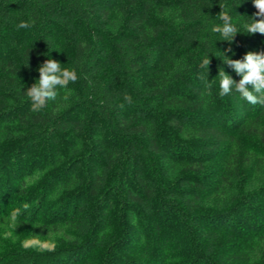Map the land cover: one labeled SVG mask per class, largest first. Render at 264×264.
<instances>
[{"label":"trees","instance_id":"16d2710c","mask_svg":"<svg viewBox=\"0 0 264 264\" xmlns=\"http://www.w3.org/2000/svg\"><path fill=\"white\" fill-rule=\"evenodd\" d=\"M220 3L238 27L257 11L0 0V264H264V105L221 98L217 76L238 82L222 53L264 51V36L221 41ZM49 58L79 79L34 112ZM33 235L55 250L23 248Z\"/></svg>","mask_w":264,"mask_h":264},{"label":"clouds","instance_id":"9594fccd","mask_svg":"<svg viewBox=\"0 0 264 264\" xmlns=\"http://www.w3.org/2000/svg\"><path fill=\"white\" fill-rule=\"evenodd\" d=\"M253 6L257 11L250 17V20L244 21L238 27L233 23V17L229 14L228 6L220 3L221 11L217 18L221 23L212 26L211 31L218 33L221 41H227L231 44L237 34L246 33L248 35L260 34L264 36V0H252ZM33 25L27 21H21L18 28H31ZM241 28L243 32H241ZM226 51L230 52L231 48ZM223 54V62L230 67L237 76L239 81L233 79L231 75L223 69L218 71L219 80V96L221 98L230 95L233 90L238 93L239 97L250 105H264V51H248L241 59H232ZM210 59L205 57L200 68L209 71ZM39 79L36 80L26 91L25 95L31 101L32 111L40 112L47 107L49 101L57 100L60 95L59 90L68 91V85L75 83L79 76L75 69L67 67L62 68L61 63L54 59H46L38 68ZM207 88H211L212 84H206ZM66 98V97H65ZM125 101L131 103V97L125 95ZM123 107V105H120ZM24 210L29 208V204L22 205ZM22 214L21 208L13 210L10 219L13 224L16 223L18 217ZM25 249H38L40 251H54L56 243L54 241H42L39 236H32L22 242Z\"/></svg>","mask_w":264,"mask_h":264}]
</instances>
